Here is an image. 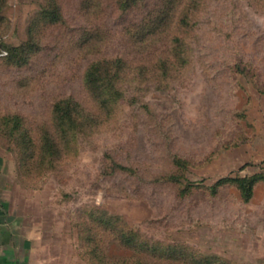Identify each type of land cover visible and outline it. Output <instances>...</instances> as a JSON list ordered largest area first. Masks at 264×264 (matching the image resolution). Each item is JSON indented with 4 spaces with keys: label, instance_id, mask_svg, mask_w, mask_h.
Listing matches in <instances>:
<instances>
[{
    "label": "rangeland",
    "instance_id": "rangeland-1",
    "mask_svg": "<svg viewBox=\"0 0 264 264\" xmlns=\"http://www.w3.org/2000/svg\"><path fill=\"white\" fill-rule=\"evenodd\" d=\"M160 2L123 11L116 0H61L63 20L31 31L44 0H0V117H19L15 135L32 139L21 152L0 119V197L31 213L47 264H138L95 216H121L175 245L162 263L193 264L197 252L264 264V181L249 201L233 183L211 188L223 176L264 173V0H197L181 33L133 43L126 28ZM116 55L155 58L157 67L126 76L123 96L104 111L84 73ZM71 95L98 117L62 153L31 162L53 129V103Z\"/></svg>",
    "mask_w": 264,
    "mask_h": 264
},
{
    "label": "trees",
    "instance_id": "trees-1",
    "mask_svg": "<svg viewBox=\"0 0 264 264\" xmlns=\"http://www.w3.org/2000/svg\"><path fill=\"white\" fill-rule=\"evenodd\" d=\"M140 1L141 0H116L118 7L123 11H127L132 5L138 4ZM161 1L157 10H149L140 21L133 24L136 26L132 25L126 28V32H129L131 35L130 37L133 38V43L148 45L156 39V36L166 32L167 29L171 27L172 29L176 28V34L181 33L183 25L190 22L192 9L195 7L197 0ZM44 2L45 3L41 6L37 15L32 18L31 31L36 29L46 31L47 26L63 20V6L61 0H44ZM87 6H89V4ZM97 34L99 35V32ZM171 34L172 32L167 36H171ZM172 36V40L179 39V35L173 34ZM1 55L2 54H0V56ZM156 56L157 55L154 57ZM156 67L157 61L155 58L151 60L148 57H142L133 62L132 59L123 55L100 57L92 61L87 67L84 73V85L96 106L98 105V107L104 111L112 110L114 106H116L118 99L123 96L120 84L124 81L126 76L143 75L146 73V70ZM92 116L98 117V115H95L94 112L92 113L91 109L86 107V105L81 103L73 95L56 100L52 106L53 129L44 130L40 136V148L32 157L34 161L31 162L39 163L38 160H44V156L54 157L57 153H62L64 151L62 148L64 145H62V143H70L74 135L82 131L84 126H91L92 124L89 123V119H91ZM0 119L5 122L7 132L16 136L14 129L21 126V119L12 115H3ZM11 119H13V125L8 126ZM22 135L27 137L28 134H18V138L16 136L17 140L19 139L20 150L21 152L28 151L25 147L30 146L32 139H22ZM176 162L178 164H183L181 159H177ZM19 164L20 168H23V166L29 164V161L23 164L19 159ZM119 167L123 166L119 164ZM182 176L183 175L179 174H171L169 178L174 181H179ZM260 181H264V173H255L249 176H223L220 177L211 188H214L216 191L224 184L233 183L240 190L242 198L245 201H249L254 194L255 186ZM192 186L193 183L187 182L186 187L182 189V193ZM104 225L108 226L109 230L117 235V238H120L121 243L132 249V252L138 256L136 259L137 262H139L138 264H143L144 260H147V257L154 259L158 264H166L162 263V260L169 259L175 249V245L172 243H164L149 238L139 230L130 227L121 216H110L105 220L97 216L94 217L95 227ZM181 254H184L183 251ZM194 255L195 259H192L193 264H227V262L219 256H201L197 252H195Z\"/></svg>",
    "mask_w": 264,
    "mask_h": 264
},
{
    "label": "crops",
    "instance_id": "crops-1",
    "mask_svg": "<svg viewBox=\"0 0 264 264\" xmlns=\"http://www.w3.org/2000/svg\"><path fill=\"white\" fill-rule=\"evenodd\" d=\"M30 217L31 213L0 197V264H47L46 257L37 256L42 238L33 231Z\"/></svg>",
    "mask_w": 264,
    "mask_h": 264
}]
</instances>
